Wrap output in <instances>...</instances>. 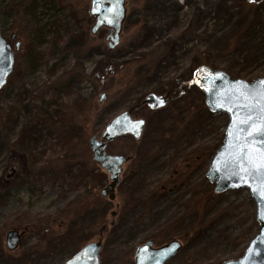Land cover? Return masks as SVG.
<instances>
[{
    "label": "rangeland",
    "instance_id": "obj_1",
    "mask_svg": "<svg viewBox=\"0 0 264 264\" xmlns=\"http://www.w3.org/2000/svg\"><path fill=\"white\" fill-rule=\"evenodd\" d=\"M90 8L0 0L2 35L21 44L0 89V264H66L99 241L100 264H134L148 241L180 243L167 264L242 257L258 233L256 204L247 189L216 193L206 176L229 117L209 111L193 74L206 65L264 78V0H126L115 49L107 29L92 33ZM151 94L169 101L137 107ZM125 111L147 127L139 141L107 145L131 158L111 200L90 139Z\"/></svg>",
    "mask_w": 264,
    "mask_h": 264
},
{
    "label": "water",
    "instance_id": "obj_2",
    "mask_svg": "<svg viewBox=\"0 0 264 264\" xmlns=\"http://www.w3.org/2000/svg\"><path fill=\"white\" fill-rule=\"evenodd\" d=\"M117 12L119 13L118 15H116ZM90 13L96 19L92 33L97 34L102 28H108L110 31L107 37L109 48L115 49L118 47L121 41L123 23L126 18V0H119L118 4L115 3V0H103L99 6L94 3V0H91ZM105 17H108L113 22H106ZM14 39L15 35L12 36V40ZM19 48L20 43L18 42L16 50H19ZM15 59L16 56L12 46L7 44V41L2 36L0 23V89H2L7 79L12 75ZM193 80L195 85L205 94L206 105L209 111L212 113H224L229 117L223 144L211 160L206 173L207 178L211 183H216V193L247 189L256 204L257 235L250 241L242 257L236 260L225 261L223 264H264V219L261 218V211L264 210V197L253 195L252 189L249 186L251 180L248 183L243 182L241 177L244 174L239 171L238 167L229 165L225 168V162L228 160V151L230 150L227 133L232 127L233 121L232 113L228 111V108H236L239 103L237 98L245 90L255 95L262 87L260 82L264 81V78L248 82L242 79H235L221 69L201 65L194 71ZM145 103L148 104L150 109L154 110L164 106L167 103V99L152 94ZM136 121H143L144 123L137 129L135 126ZM145 124V120L133 119L131 112L126 111L106 126L101 140L97 136L90 139L94 161L101 165L114 181L113 184L101 192L102 196L109 197L111 200L115 198L114 189L119 181L123 165L130 160L129 157L121 155H108L106 153L107 143L127 134L139 140ZM256 143L258 146L260 145V141ZM245 179L248 178L245 177ZM19 239L17 231L10 232L7 236L8 248L10 250L16 248ZM101 247V241L89 244L76 253L67 264H100ZM180 249L181 245L179 242H173L155 249L154 242L148 241L143 246L137 247L135 264H167Z\"/></svg>",
    "mask_w": 264,
    "mask_h": 264
},
{
    "label": "snow or ice",
    "instance_id": "obj_3",
    "mask_svg": "<svg viewBox=\"0 0 264 264\" xmlns=\"http://www.w3.org/2000/svg\"><path fill=\"white\" fill-rule=\"evenodd\" d=\"M102 2L103 0H94L97 6ZM115 3L118 4L119 0H115ZM118 14L117 12L116 15ZM105 21L113 22L108 17H105ZM260 83L262 87L255 95L245 90L237 98L239 103L236 108H228L232 113L233 121L227 133L230 150L225 168L229 165L238 167L244 174L241 177L242 181L248 183L251 180L249 186L253 195L264 197V81ZM143 123L136 121V128L138 129ZM257 141H260L259 146ZM261 218L264 219V210L261 211Z\"/></svg>",
    "mask_w": 264,
    "mask_h": 264
},
{
    "label": "flooded vegetation",
    "instance_id": "obj_4",
    "mask_svg": "<svg viewBox=\"0 0 264 264\" xmlns=\"http://www.w3.org/2000/svg\"><path fill=\"white\" fill-rule=\"evenodd\" d=\"M12 41H13V40H12ZM147 98H149V96L145 97V99H147ZM145 99H144V100H145ZM141 107H147V106H146V105H142ZM113 183H114V181L112 180L111 184H113ZM154 248H155V249H158V248H160V247H155V244H154ZM71 258H72V257H71ZM71 258H70V259H71Z\"/></svg>",
    "mask_w": 264,
    "mask_h": 264
},
{
    "label": "bare ground",
    "instance_id": "obj_5",
    "mask_svg": "<svg viewBox=\"0 0 264 264\" xmlns=\"http://www.w3.org/2000/svg\"><path fill=\"white\" fill-rule=\"evenodd\" d=\"M158 208V206H156V209ZM160 210H156L153 212L152 216H154L155 214H159ZM159 216V215H158Z\"/></svg>",
    "mask_w": 264,
    "mask_h": 264
},
{
    "label": "trees",
    "instance_id": "obj_6",
    "mask_svg": "<svg viewBox=\"0 0 264 264\" xmlns=\"http://www.w3.org/2000/svg\"><path fill=\"white\" fill-rule=\"evenodd\" d=\"M146 127H147V126H146ZM125 138H126V137H125ZM83 177H85V176H83ZM83 177H82V178H83ZM84 179H85V178H84Z\"/></svg>",
    "mask_w": 264,
    "mask_h": 264
}]
</instances>
